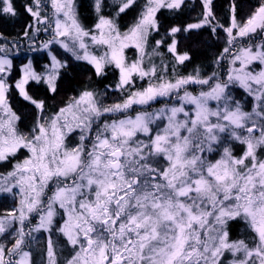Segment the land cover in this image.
I'll return each mask as SVG.
<instances>
[{"label":"snow or ice","instance_id":"1","mask_svg":"<svg viewBox=\"0 0 264 264\" xmlns=\"http://www.w3.org/2000/svg\"><path fill=\"white\" fill-rule=\"evenodd\" d=\"M185 7L92 0L88 25L78 0H26L25 50L47 51L40 66L29 57L17 68L19 38L0 32V167L10 166L0 194L15 201L0 212V264H264V0L242 18L230 0L226 25L214 0H200L193 22L161 34L162 12ZM19 15L16 0H0V19ZM205 28L224 33L213 70L180 74L193 59L182 39ZM41 32L50 38L37 47ZM55 46L97 78L114 70L115 85L71 88L53 104L69 68ZM110 91L120 98L109 104ZM161 97L176 102L136 110Z\"/></svg>","mask_w":264,"mask_h":264},{"label":"trees","instance_id":"2","mask_svg":"<svg viewBox=\"0 0 264 264\" xmlns=\"http://www.w3.org/2000/svg\"><path fill=\"white\" fill-rule=\"evenodd\" d=\"M25 2L26 0H16L17 7L20 9L19 16L15 18L0 19V32H3L9 40H15L16 38H19V47L21 50L12 54L13 63L15 66H17V68L19 65L26 62V58L29 57L32 58L33 62L38 66L48 62V54L46 50L36 52H28L25 50L29 45V40L28 38L23 37L22 33L24 31L25 23L29 22L31 19L27 13L23 12L22 5ZM140 2L142 3V0H140ZM199 2L200 0H189L187 1V7L183 8L180 12L171 13L166 11V13L161 14V34H163L165 29L173 24L193 22L200 12ZM235 2L237 5L238 18H242L249 13L251 6L255 5L257 0H235ZM78 3L80 4L82 19L86 24L91 25L95 19V13L92 9V0H79ZM229 3L230 0H214L217 19L220 21V23L225 25L229 20ZM108 11H111V9H108ZM133 16L134 12H129L128 15L123 16L121 20L122 26L130 22ZM223 36L224 33L222 31H218L216 35H212L210 31L205 28L190 34V38L188 39H182V48L184 50L191 51L193 59L191 62H187L184 66L178 67L177 71L180 74H187L192 72L193 68L196 66H199L203 72L212 71L213 60L225 46ZM159 38V36L156 37V39ZM46 39L47 37H45L43 32L38 33L35 37L36 46L39 47L40 42L46 41ZM53 51L57 55L61 56V58L69 59L68 75L66 77L64 88L62 89L61 93L51 101L53 104H60L61 101L66 98V95L74 94L70 90L71 88H79L81 85L91 83L99 91L104 92L106 85H115L117 73L114 70L110 71L106 78H97L93 76L89 65L82 61L71 60L69 55L64 53L63 49L59 48V46H55ZM129 56L134 58L135 53L130 51ZM166 62L169 63V75H171L170 56H166ZM156 63H159V60H156ZM144 84V81H142V83L137 81V87L143 86ZM240 91L241 90H234V94L237 96V98H240ZM119 98L120 93L116 91H110L104 99H110L108 102L110 104ZM14 102L16 107L21 110L26 117H28L25 123H30L28 107L18 97L15 98ZM74 138H76L75 135L71 138L72 142ZM233 147L237 153L242 150V146L238 144L234 143ZM9 167V165L2 166L0 167V171H6ZM0 195V212L4 211L5 209H11L15 205V201L12 197L5 196L3 194ZM37 222L38 218H34L32 220V224H36ZM234 234L242 235L243 227L234 226ZM34 235L36 236V241L33 244L34 257L39 260V253L43 249L47 234L40 232L34 233Z\"/></svg>","mask_w":264,"mask_h":264},{"label":"rangeland","instance_id":"3","mask_svg":"<svg viewBox=\"0 0 264 264\" xmlns=\"http://www.w3.org/2000/svg\"><path fill=\"white\" fill-rule=\"evenodd\" d=\"M79 1V0H78ZM189 1V0H187ZM163 13H166V10L162 12ZM168 14V13H167ZM45 34V37H47V39H49V35L47 33H44ZM46 39V40H47ZM42 42V41H41ZM139 83L142 81H138ZM195 87L196 86H193V90H195ZM110 101V99H104V102L105 103H108ZM175 99L174 98H165V97H161V98H158L157 101L155 102H152L150 106H136V110L139 111V110H147V111H153V110H156V109H159L161 107H164L166 104H173L175 103ZM158 124H161L160 121H157ZM76 140V138L73 139V142ZM234 144V143H233ZM1 196V195H0Z\"/></svg>","mask_w":264,"mask_h":264}]
</instances>
